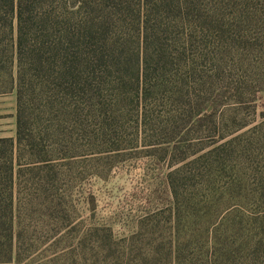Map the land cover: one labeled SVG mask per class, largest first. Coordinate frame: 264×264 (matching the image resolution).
<instances>
[{
    "label": "rangeland",
    "instance_id": "rangeland-1",
    "mask_svg": "<svg viewBox=\"0 0 264 264\" xmlns=\"http://www.w3.org/2000/svg\"><path fill=\"white\" fill-rule=\"evenodd\" d=\"M97 9L105 58L91 81V103L73 113L61 102L38 122L32 111L35 126L60 124L58 152L51 168L22 172L29 181L52 170L67 225L95 222L119 239L136 236L139 220L173 202L170 181L182 206L194 203L187 198L197 197L204 171L197 160L222 133L237 138L228 155L233 165L243 161L250 174L264 172V0H98ZM143 73L148 79L143 75L138 93ZM16 102L15 93H0V138L16 137ZM202 105L201 130L196 115ZM238 111L240 122L250 121L240 130L231 119ZM214 113L219 131L208 116ZM185 127L183 153H168L177 128ZM22 189L14 201L29 229L27 241L51 253L59 213L46 216L43 199L50 193L29 196ZM169 228L162 222L155 233L146 229L133 239L139 255L154 239L169 241Z\"/></svg>",
    "mask_w": 264,
    "mask_h": 264
},
{
    "label": "trees",
    "instance_id": "trees-1",
    "mask_svg": "<svg viewBox=\"0 0 264 264\" xmlns=\"http://www.w3.org/2000/svg\"><path fill=\"white\" fill-rule=\"evenodd\" d=\"M97 1L0 0V93H15L17 101L16 137L0 138V264H264V172L250 174L243 161L233 165L228 155L237 138L226 139L225 133L197 160L204 171L198 177L197 197L187 198L194 203L182 206L178 188L170 181L169 208L148 213L138 221L140 234L128 239L117 238L110 227L95 222L87 228L83 223L67 225L68 208L53 188L51 169L22 180L25 167L51 168L58 152L54 139L60 124L35 126L32 111L38 122L43 114L53 115L61 102L73 113L80 103H91L96 89L91 81L105 58L99 47L98 15L93 14ZM143 75L148 79L145 73L138 76V93L143 92ZM203 107L196 115L201 130L206 125ZM240 115L231 117L239 123L237 130L250 124L240 122ZM208 116L219 131L217 113ZM185 129L177 128L179 136L169 144L176 146L168 147V153H183L189 135ZM22 188L29 189V196L50 193L43 199L46 216L52 217L53 210L59 213L58 237L48 245L51 253H41L43 248L35 249L37 241H27L29 229L14 201ZM162 222L170 226L169 241L154 239L147 254L139 255L132 240L146 229L155 233Z\"/></svg>",
    "mask_w": 264,
    "mask_h": 264
}]
</instances>
